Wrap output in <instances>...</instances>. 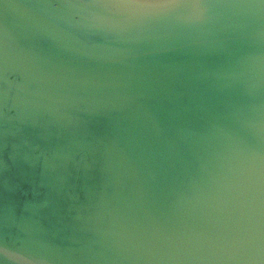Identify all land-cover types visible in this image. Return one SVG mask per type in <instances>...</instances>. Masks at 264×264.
<instances>
[{"label": "clouds", "instance_id": "clouds-1", "mask_svg": "<svg viewBox=\"0 0 264 264\" xmlns=\"http://www.w3.org/2000/svg\"><path fill=\"white\" fill-rule=\"evenodd\" d=\"M0 264H264V0H0Z\"/></svg>", "mask_w": 264, "mask_h": 264}]
</instances>
